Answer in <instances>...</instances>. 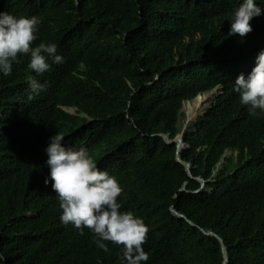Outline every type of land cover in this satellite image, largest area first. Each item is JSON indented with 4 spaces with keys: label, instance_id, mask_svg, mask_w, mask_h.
Instances as JSON below:
<instances>
[{
    "label": "trees",
    "instance_id": "trees-1",
    "mask_svg": "<svg viewBox=\"0 0 264 264\" xmlns=\"http://www.w3.org/2000/svg\"><path fill=\"white\" fill-rule=\"evenodd\" d=\"M0 1L64 28V86L55 96L89 114L65 121L75 148L134 189L129 207L148 229L145 264H223L210 231L226 264H264V119L248 115L232 90L248 37L228 34V16L241 0ZM217 85L223 92L185 130L190 147L180 156L190 177L175 144L154 134L176 136L183 102ZM36 103L25 97L21 107ZM19 123L0 121V264H120L91 238L65 242L67 229L52 221L39 237L22 210L33 196L24 187L1 192L5 172L17 187L32 167L17 143Z\"/></svg>",
    "mask_w": 264,
    "mask_h": 264
},
{
    "label": "clouds",
    "instance_id": "clouds-1",
    "mask_svg": "<svg viewBox=\"0 0 264 264\" xmlns=\"http://www.w3.org/2000/svg\"><path fill=\"white\" fill-rule=\"evenodd\" d=\"M75 4L78 6V0ZM228 20L229 35L248 37L241 49L243 65L236 71L232 90L248 115L264 119V0H241ZM66 52L67 37L61 25L43 24L39 14L23 13L15 3L0 1V121L20 119L15 133L17 143L32 158L26 176H17V187L12 181L16 174L5 172L1 192L15 196L16 189L24 187L33 196V202H24L22 210L37 223L33 229L39 237L47 236V226L52 221V227L59 224L67 229V243H78L86 236L92 239L97 252L109 253L112 261L145 264L149 257L143 246L148 229L137 211L129 207L137 202L134 189L120 187L116 177L100 169L85 147L75 148L76 132L68 131L65 125V121L78 125L79 118L89 117L87 112L61 103L55 96L64 86ZM220 90L223 92V86L217 85L183 102L177 136L170 132L154 134L167 145L175 144L179 162L183 161L180 153L190 147L185 130L199 116H188L181 126L185 103L210 97L202 106L204 114L222 93ZM25 97L37 99L33 110L22 109ZM184 142L188 147H184ZM227 152L231 154L232 149L225 156ZM204 185L205 180L200 187ZM180 190H185V186ZM172 211L185 218L173 206ZM223 249L226 253L225 246ZM4 259L0 254V261ZM91 259L102 261L96 256Z\"/></svg>",
    "mask_w": 264,
    "mask_h": 264
},
{
    "label": "bare ground",
    "instance_id": "bare-ground-1",
    "mask_svg": "<svg viewBox=\"0 0 264 264\" xmlns=\"http://www.w3.org/2000/svg\"><path fill=\"white\" fill-rule=\"evenodd\" d=\"M220 92H222V90H220ZM210 96H212V94H210ZM209 99H210V97H207V98L204 96L198 97L196 99V103H195L194 107L191 109V111L189 113V116L195 117L199 113V111L201 110L203 104H205L207 101H209ZM221 243L224 244L223 241H221Z\"/></svg>",
    "mask_w": 264,
    "mask_h": 264
},
{
    "label": "rangeland",
    "instance_id": "rangeland-1",
    "mask_svg": "<svg viewBox=\"0 0 264 264\" xmlns=\"http://www.w3.org/2000/svg\"><path fill=\"white\" fill-rule=\"evenodd\" d=\"M195 103H196V101H195V99L193 100V101H190V102H188L187 104L185 103V105H184V107H183V113H184V115L181 117V119H180V125L181 126H183L184 124H185V122H186V120H187V118H188V116H189V113H190V111H191V109L194 107V105H195ZM203 113V108L201 109V111L199 112V114H197V115H200V114H202ZM196 115V116H197ZM195 116V117H196ZM195 117H190L189 116V118L191 119V118H195ZM228 154H230V153H228L227 152V155Z\"/></svg>",
    "mask_w": 264,
    "mask_h": 264
},
{
    "label": "water",
    "instance_id": "water-1",
    "mask_svg": "<svg viewBox=\"0 0 264 264\" xmlns=\"http://www.w3.org/2000/svg\"><path fill=\"white\" fill-rule=\"evenodd\" d=\"M184 147H188V145H186V143L184 142ZM180 148H182V146L180 147ZM178 157H179V154H176ZM179 159V158H178ZM180 161V160H179ZM182 163L186 166V168H187V170H188V172H189V174L191 173V164L189 163V162H185V161H182ZM200 181H201V183L202 184H204V180H202V179H199ZM208 234H210V235H215V236H217L218 237V235L217 234H215V233H213V232H209ZM221 240V239H220ZM223 247H224V245H222ZM229 259H228V257H227V254L226 253H224V264L228 261Z\"/></svg>",
    "mask_w": 264,
    "mask_h": 264
}]
</instances>
